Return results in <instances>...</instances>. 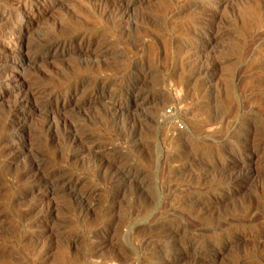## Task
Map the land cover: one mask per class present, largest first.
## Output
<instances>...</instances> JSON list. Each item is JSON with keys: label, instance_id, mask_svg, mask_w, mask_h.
Instances as JSON below:
<instances>
[{"label": "rangeland", "instance_id": "obj_1", "mask_svg": "<svg viewBox=\"0 0 264 264\" xmlns=\"http://www.w3.org/2000/svg\"><path fill=\"white\" fill-rule=\"evenodd\" d=\"M263 28L264 0H0V264H264Z\"/></svg>", "mask_w": 264, "mask_h": 264}, {"label": "bare ground", "instance_id": "obj_2", "mask_svg": "<svg viewBox=\"0 0 264 264\" xmlns=\"http://www.w3.org/2000/svg\"><path fill=\"white\" fill-rule=\"evenodd\" d=\"M186 6V5H185ZM213 6L214 7H217V5H213V4H207V6H205L206 7V10H210L211 8H213ZM253 7V6H252ZM257 7V6H256ZM244 8V7H243ZM244 10V9H243ZM252 10V9H251ZM180 11V10H179ZM257 11V10H256ZM177 12V11H176ZM246 13V12H245ZM252 13V12H251ZM263 14V13H262ZM255 16V15H254ZM253 16V17H254ZM158 17V16H157ZM246 17V16H245ZM251 17V16H250ZM260 18V17H259ZM251 19H252V17H251ZM258 19V18H257ZM254 20V19H253ZM255 21H256V19H255ZM260 21V20H259ZM243 22V21H242ZM246 22V21H245ZM261 22V21H260ZM244 23V22H243ZM256 23H258V22H256ZM9 24V23H8ZM12 24V23H11ZM27 24H29V23H27ZM26 24V25H27ZM10 26H12V25H10ZM9 26V27H10ZM264 29V28H263ZM262 29V30H263ZM256 34V37L259 35V33H258V35H257V33H255ZM254 35V34H253ZM264 35V34H263ZM262 34L261 35H259V36H263ZM254 37H255V35H254ZM42 39V38H41ZM45 39V38H44ZM47 39H49V37L47 38ZM251 39V38H250ZM256 39V38H255ZM258 40H259V38H257ZM256 39V40H257ZM260 39H262V38H260ZM38 40V39H37ZM50 40V39H49ZM36 41V40H35ZM40 41H43V40H40ZM40 41H39V43H40ZM48 41V40H47ZM47 41H45L44 40V42H47ZM49 42H51V41H49ZM252 42V41H251ZM257 42V41H256ZM256 42H255V44H256ZM37 41L36 42H29V43H27L28 44V46H27V49H29L30 51H32V50H35V49H37L38 50V48L40 47V45L41 44H39ZM44 44V43H43ZM42 44V45H43ZM251 44V43H250ZM57 46H58V44H56ZM56 45L54 46V47H56ZM17 46V45H16ZM24 46H26V44L24 45ZM49 46V45H48ZM63 46V45H62ZM253 47V46H252ZM26 48V47H25ZM62 48V47H61ZM67 48V47H66ZM15 49V48H14ZM27 49H26V51H27ZM65 49V48H64ZM251 49V48H250ZM254 49V48H253ZM34 52H36V51H34ZM33 52V53H34ZM38 52V51H37ZM65 52V51H64ZM28 53H30V52H28ZM250 53V52H249ZM26 56V55H25ZM3 59V58H2ZM29 59H28V57H26V58H24L22 61H19V63H18V65L19 66H21V65H23V64H25L27 61H28ZM211 60V59H210ZM136 61V60H135ZM213 61V60H212ZM1 62V61H0ZM131 62H133V61H131ZM140 63V62H139ZM211 63V62H210ZM5 64V63H4ZM12 66H14V64H12V63H10ZM3 65V64H2ZM30 65V64H29ZM136 65V64H135ZM138 65V64H137ZM142 65V64H141ZM206 65H208V63L206 64ZM1 66V65H0ZM19 66H18V68H19ZM26 66H27V64H26ZM133 66V65H132ZM198 66H200V65H198ZM203 66V65H202ZM28 67V66H27ZM131 67V66H130ZM139 69H140V67L139 66H137ZM213 67V66H212ZM5 69V68H4ZM3 68H2V70H0V72H2L3 70H4ZM71 69V68H70ZM205 69V68H204ZM207 69V68H206ZM6 70H9V69H6ZM27 70V69H26ZM65 70V69H64ZM66 70H67V68H66ZM62 71V73H63V70H61ZM69 71V70H68ZM207 71V70H206ZM6 72V71H5ZM37 72V71H36ZM35 72V73H36ZM41 72V71H40ZM70 72V71H69ZM140 72V71H139ZM24 73V72H23ZM29 73V72H28ZM31 73V72H30ZM33 73V72H32ZM31 73V74H32ZM45 73L46 72H43V75H45ZM57 73V72H56ZM55 73V74H56ZM74 73V72H73ZM40 74V73H39ZM47 74V73H46ZM61 74V73H60ZM60 74H58L59 75V77H60ZM140 74V73H139ZM2 75V74H1ZM25 75V74H24ZM27 75V74H26ZM29 75V74H28ZM40 75H42V74H40ZM42 75V76H43ZM48 75H50L49 73H48ZM53 75V74H52ZM141 75H142V73H141ZM32 76V75H31ZM65 76V75H64ZM27 77V76H26ZM33 77V76H32ZM43 77H46V76H43ZM48 77V76H47ZM55 77V76H54ZM62 77V76H61ZM35 78V77H34ZM48 78H52V77H48ZM58 78V77H57ZM28 79H30L29 78V76H28ZM53 79V78H52ZM51 79V80H52ZM55 79V78H54ZM84 79V78H83ZM88 79V78H87ZM135 79V78H134ZM35 80H37V77L35 78ZM86 80V79H85ZM137 80V79H136ZM135 80V81H136ZM58 81V80H57ZM135 81H133V82H135ZM61 82V81H60ZM132 82V81H131ZM132 82V83H133ZM58 83V82H57ZM85 83V82H84ZM70 84V83H69ZM71 85V84H70ZM82 85V84H81ZM53 86V85H52ZM100 87V86H99ZM136 87V86H135ZM103 88V87H102ZM67 89V88H66ZM76 89V88H75ZM61 90V89H60ZM69 90V89H68ZM100 91H101V89H100ZM99 91V92H100ZM96 92H98L97 90H95V91H91V93H90V96H89V102L90 103H94L96 100L94 99V94H96ZM184 92V91H183ZM33 93H35V92H33ZM162 93V92H161ZM30 94H31V92H30ZM98 94V93H97ZM153 94V93H152ZM156 95V94H155ZM158 95H159V93H158ZM165 95V94H164ZM164 95H163V97H164ZM183 96H184V94H182ZM186 95V94H185ZM28 97V96H27ZM32 97V96H31ZM31 97H28V99H31ZM162 96H158V98L157 97H155V96H149L148 98H149V100L150 101H153V100H157L158 102H157V104H159L160 102H161V100H164V98H161ZM204 97V96H203ZM35 99V98H34ZM167 99V98H166ZM201 99V98H200ZM19 100V99H18ZM136 100V99H135ZM31 101V100H30ZM34 101V100H33ZM26 103H27V99L25 100V99H20L19 101H17L16 103L14 102V105H12L11 106V104L9 105L10 107H7V105H5L8 109V111H14V112H18V111H22V110H24L25 109V106H26ZM29 103V102H28ZM27 103V104H28ZM161 103H163V102H161ZM192 103V102H191ZM195 103V102H194ZM198 104V103H197ZM161 105V104H160ZM189 105H192V104H189ZM188 105V106H189ZM205 105V104H204ZM195 107V106H194ZM189 109H190V107H188ZM192 109V108H191ZM5 110V109H4ZM190 111V110H189ZM1 112H2V110H1ZM4 112V111H3ZM155 113V112H154ZM153 113V114H154ZM5 114V113H4ZM147 114V113H146ZM148 114H150V113H148ZM148 114H147V117H150L151 116V114H150V116H148ZM157 114V113H156ZM156 116V115H155ZM0 117H1V114H0ZM145 117V116H144ZM4 117H2V119H3ZM69 118V117H68ZM2 119H0V120H2ZM66 119H67V117H66ZM74 119V118H73ZM145 119V118H144ZM147 119V118H146ZM132 120V119H131ZM136 120V119H135ZM148 120V119H147ZM66 121H69L68 119L67 120H65V122H64V120H61V121H59V120H57V121H55V122H53V123H50V125H48L49 126V129H55L56 131L58 130V131H60L61 132V134L63 135V136H65L66 138H68V139H70L71 138V140L72 139H74L75 141H77V140H81L83 137L80 135V136H77V133L78 132H76V128H75V126L74 125H69V127L67 126L66 128H64L63 127V125L62 124H66ZM72 122H73V120H72ZM126 122H128V121H126ZM134 122V121H133ZM132 122V123H133ZM0 123H2V121H0ZM7 123V122H6ZM131 123V122H130ZM237 123V122H236ZM126 124V123H125ZM134 124V123H133ZM137 124V123H136ZM147 124V123H146ZM5 125V124H4ZM75 125H76V123H75ZM79 125V124H78ZM234 125V124H233ZM239 125V124H238ZM127 126H129V124H127ZM135 126V125H134ZM45 127H46V125H45ZM131 127H133V126H131ZM145 127V126H144ZM134 129V128H133ZM235 129V128H234ZM241 129H243V128H241ZM232 131V130H231ZM235 131H236V129H235ZM239 130H237V132H238ZM242 131V130H241ZM54 132V131H53ZM131 132V131H130ZM50 133V132H49ZM55 133V132H54ZM231 133V132H230ZM60 134V133H59ZM58 134V135H59ZM132 134H133V132H132ZM131 134V135H132ZM55 135V134H54ZM56 135H57V133H56ZM55 135V136H56ZM79 135V134H78ZM60 138H61V136H59ZM220 138H221V136H219ZM222 137H223V135H222ZM66 138H62L63 140L64 139H66ZM214 139V138H213ZM219 139V138H218ZM226 140V139H225ZM66 141V140H65ZM224 141V140H223ZM79 142V141H78ZM220 142V141H219ZM224 144V143H223ZM132 147V146H131ZM200 154V153H199ZM36 161V160H35ZM33 162H34V160H33ZM31 163H32V161H31ZM33 164V163H32ZM42 165V164H41ZM36 169L38 168V167H40V163H37V162H34V165H33ZM32 166V167H33ZM33 167V168H34ZM131 168V167H130ZM129 168V169H130ZM26 170V169H25ZM42 170V169H41ZM28 171H29V169H28ZM37 171V170H36ZM44 171V170H43ZM131 171V170H130ZM129 171V172H130ZM27 172V171H26ZM110 172V171H109ZM129 172H128V170L127 171H125V172H123V171H119V173L118 174H116V175H114V176H110V180H112L111 182L115 185L120 179H122V178H124V179H126V178H128L129 177ZM120 173H121V175H120ZM55 172L54 171H46L45 170V172H39L38 171V173L36 174V176H35V178H36V181L38 182V185H40L41 187H44L45 188V190L47 189V188H51L52 190L55 188V186L57 185V179H55ZM23 175V174H22ZM21 175V176H22ZM59 177V176H58ZM33 179V178H32ZM32 179H31V181H32ZM35 181V182H36ZM33 182V181H32ZM109 183V182H108ZM110 184V183H109ZM139 186V185H138ZM82 199V198H81ZM187 200V199H186ZM190 201V200H189ZM81 202V201H80ZM73 203V202H72ZM75 203V202H74ZM82 204V203H81ZM77 205V204H76ZM78 205H79V203H78ZM258 224H260V223H258ZM170 227V226H169ZM259 227V226H258ZM171 228V227H170ZM170 230V229H169ZM114 248H115V246H114Z\"/></svg>", "mask_w": 264, "mask_h": 264}]
</instances>
